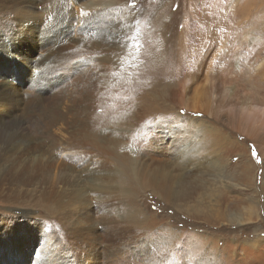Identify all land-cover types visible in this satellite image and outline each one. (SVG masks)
Here are the masks:
<instances>
[{
	"label": "rangeland",
	"instance_id": "374dc122",
	"mask_svg": "<svg viewBox=\"0 0 264 264\" xmlns=\"http://www.w3.org/2000/svg\"><path fill=\"white\" fill-rule=\"evenodd\" d=\"M115 1L107 10L108 0H0V126L17 127L0 141V264H264V196L253 185L222 175L214 186L212 172L197 170L191 177L202 174L199 186L185 205L157 189L173 161L164 155V112L146 125L139 115L164 95L168 67L164 54L145 57L141 39L129 56V22L136 26L141 13L160 12L161 4ZM180 1L164 0L169 14L189 9ZM197 55L195 47L187 53L174 83L195 72ZM124 64L126 73L116 77L114 68ZM172 109L182 129L190 117L204 119ZM150 134L158 137L154 147L143 137ZM246 144L227 151L226 164L235 166Z\"/></svg>",
	"mask_w": 264,
	"mask_h": 264
},
{
	"label": "bare ground",
	"instance_id": "6f19581e",
	"mask_svg": "<svg viewBox=\"0 0 264 264\" xmlns=\"http://www.w3.org/2000/svg\"><path fill=\"white\" fill-rule=\"evenodd\" d=\"M157 1H159L158 5L161 4L160 12L141 13L142 17H139L136 26L132 21L133 17L131 21L129 20L130 26L132 25L129 56L134 58L137 42L141 39L146 47L145 57L148 60H157V57L164 54V65L170 69L167 68L168 72L165 71L164 83L160 82L164 88V95L153 96L152 99L156 101L155 106L148 109L145 107L144 114L139 115V119L145 121L146 125L151 124V116L164 112V152L166 153L164 155H169L168 157L173 161L164 164V180L157 189L163 198L169 201L174 199L177 203L180 201L185 205L184 203L199 186L196 183L198 178L202 174L212 172L210 175L214 177L210 181H214V186L221 181L222 175H231L240 184L245 183L247 188L253 185L254 191L258 190L264 196V0H213L214 11L207 9L210 3L212 4V0H188L189 9L178 13L181 17L180 30L175 29L178 14H169L164 0ZM186 1H180L184 8H187ZM106 3H109L104 6L107 10L110 8L113 10L118 5L115 0H108ZM102 20L107 21L106 18ZM211 23L214 25L210 29L209 36H201V31ZM226 30H228L226 36L218 40ZM110 38L111 36L108 39ZM194 47L198 50L195 72L188 73L189 75L185 73L184 78L174 83L178 69L186 61L187 53ZM116 67L114 68L116 77L122 68V72L126 73L125 64L124 67L122 65ZM116 83L114 85H117ZM114 90L113 94L117 95V90ZM162 99L163 102H167L165 105L163 103L164 106L159 104ZM176 105L185 111L199 113L204 119L188 118L185 120L183 130V126L178 123V114L171 111ZM152 108L158 111L151 113ZM98 117L100 119L96 122H100L103 118L100 114ZM15 126L14 124L0 126V141L9 140L17 129ZM90 127L87 125L85 135L88 144H91L92 138ZM138 131H135L134 135L136 141L142 137L140 132L143 130ZM172 134H175L174 139H170ZM233 134H236L235 137ZM143 137L153 147L158 138L155 134ZM186 139L189 141H185ZM246 142L251 144L253 150ZM244 144H246V155L240 151L241 158L236 157L235 166L231 163L226 164L227 151L236 146L244 148ZM168 145H175L169 148L172 153H167ZM203 149L208 155L201 157ZM94 151L103 155L107 153L102 148H94ZM204 158L207 162H202ZM191 159H195L196 164L194 161L193 165L187 167V162L190 163ZM229 160H235L234 156H229ZM197 162L202 166L205 164L204 170L207 172H202L201 165ZM174 165L182 167L184 175L179 170H175ZM228 166L232 168L228 169ZM197 170L202 174L195 180L191 176ZM259 173L260 180L257 183ZM205 176L204 180L200 178L199 188H202L207 181ZM252 208H254L252 204L247 207V214L249 212L252 214ZM235 215H230V218L236 219L238 214Z\"/></svg>",
	"mask_w": 264,
	"mask_h": 264
}]
</instances>
